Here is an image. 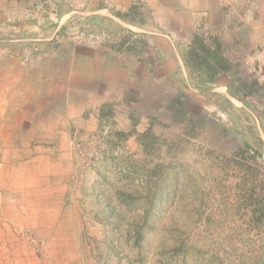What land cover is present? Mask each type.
<instances>
[{"label": "rangeland", "instance_id": "obj_1", "mask_svg": "<svg viewBox=\"0 0 264 264\" xmlns=\"http://www.w3.org/2000/svg\"><path fill=\"white\" fill-rule=\"evenodd\" d=\"M32 9L20 0L0 3V98L11 103L13 119L30 101L42 70L53 64L43 56H60L67 76L68 54L87 50L85 43L63 38L118 35L109 17L76 18L80 25L61 30L60 43L12 41L38 34ZM151 38L138 39L141 52L154 50L149 62L151 71L158 70L152 91L142 96L154 115L146 118L151 126L134 130L136 139L108 134L107 153L85 169L75 160L80 180L88 178L80 191L82 242L94 264H264V87L254 63L230 64L221 46L212 51L195 43L183 48L182 73L169 45ZM20 55L28 61L21 64ZM101 73L76 62L72 78L79 86L83 78L101 80ZM30 231L44 244L33 243L41 260L46 242Z\"/></svg>", "mask_w": 264, "mask_h": 264}, {"label": "crops", "instance_id": "obj_2", "mask_svg": "<svg viewBox=\"0 0 264 264\" xmlns=\"http://www.w3.org/2000/svg\"><path fill=\"white\" fill-rule=\"evenodd\" d=\"M23 1L25 8L33 7L38 34L12 41L60 43L61 30L80 25L76 18L109 17L116 21L108 20L118 35L63 38L67 43H85L87 50L84 55L68 54L72 63L67 76L61 74L66 69L60 56H43L53 64L42 70L17 119L9 114L11 103L0 98V264H94L82 242L85 197L80 191L88 178L80 180L74 150L94 133L136 139L134 130L139 133L142 126L144 131L151 126L146 118L154 115L142 96L152 91L158 70L150 67L154 50L148 46L141 52L139 41L145 37L150 43V37L152 42L161 37L182 73L187 62L183 48L197 43L213 51L221 46L228 62L249 58L258 85L264 87V0ZM25 57L20 55L21 64ZM76 62L92 71L100 67L102 79L83 78L77 86L72 78ZM26 68L25 64L19 70L20 76ZM137 90L142 93L136 100ZM31 104L34 111L28 109ZM27 230H35L46 242L41 260L34 250L37 246L23 235Z\"/></svg>", "mask_w": 264, "mask_h": 264}, {"label": "built area", "instance_id": "obj_3", "mask_svg": "<svg viewBox=\"0 0 264 264\" xmlns=\"http://www.w3.org/2000/svg\"><path fill=\"white\" fill-rule=\"evenodd\" d=\"M107 136L105 134L94 133L82 144L78 145L75 150V160L78 168L85 169L94 161L101 159L108 151ZM25 238L35 243L39 248L44 244L38 240L35 232L28 230L24 232Z\"/></svg>", "mask_w": 264, "mask_h": 264}, {"label": "trees", "instance_id": "obj_4", "mask_svg": "<svg viewBox=\"0 0 264 264\" xmlns=\"http://www.w3.org/2000/svg\"><path fill=\"white\" fill-rule=\"evenodd\" d=\"M150 131V130H149ZM146 132L138 135V141L141 142L150 132Z\"/></svg>", "mask_w": 264, "mask_h": 264}]
</instances>
